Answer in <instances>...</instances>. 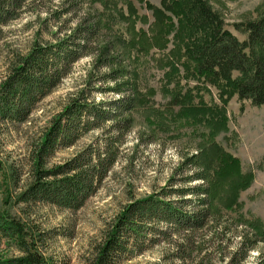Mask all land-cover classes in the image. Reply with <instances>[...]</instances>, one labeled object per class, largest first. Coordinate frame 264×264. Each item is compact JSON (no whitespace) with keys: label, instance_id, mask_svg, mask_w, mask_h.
Returning <instances> with one entry per match:
<instances>
[{"label":"trees","instance_id":"obj_1","mask_svg":"<svg viewBox=\"0 0 264 264\" xmlns=\"http://www.w3.org/2000/svg\"><path fill=\"white\" fill-rule=\"evenodd\" d=\"M79 2L64 0L60 7L51 10L50 15L57 25L52 40L43 41L37 35L27 51H10L0 80L2 133V126L6 124L15 126L30 121L38 103L72 74L74 64L83 57L92 58L93 68L87 72L85 87L69 94L67 103L31 145L28 163L32 180L18 197L19 202H48L73 211L82 207L112 173L121 154L120 144L133 127L132 111L138 98L135 79L129 73L123 52L117 51L116 42L100 39L103 27L100 12L98 9L87 10L79 15L77 13L82 9ZM162 3L163 9L149 4L157 15L151 24L154 33L150 38L144 29L136 28L138 20L146 21V16H138L129 3L130 13L126 18L131 21L133 32L129 44L147 51L155 44L164 48L169 41L167 35L176 30L177 45L172 55H178V61L187 56L184 68L188 79L196 78L216 85L226 100L237 95L241 101L264 105V15L258 20L236 25V29L247 36L240 40L224 27L220 15L205 0H162ZM29 5V0H0V42L5 27L20 18ZM172 16L177 17V25ZM74 19L78 21L77 25L68 29ZM198 31H204L203 36H196ZM168 63L170 74L179 72L175 62ZM101 68L106 71L100 73ZM235 72L238 75H234ZM93 88L101 92L112 91L119 99L96 105L94 100L91 101ZM191 91L184 95L175 93L173 100L186 105L192 98ZM195 108L185 110L196 113L202 110ZM108 121L113 125L106 133L112 135L103 137L104 145L90 144L66 162L48 167L59 149L73 146L84 134L96 127L104 128ZM215 123L224 128L225 115ZM203 154L205 165H201L202 168L198 154L184 158L183 166L197 170L183 179L184 187L169 186L161 193L143 198L132 195L131 201L107 224L101 239L93 244L87 264H122L142 255L156 243L168 244L169 248L154 264H209L212 251L207 249L216 246L220 251L226 249L225 244L231 243L229 224L206 236L209 226L222 219L214 205L218 189L209 183L212 159L207 149H203ZM213 154L220 162L216 169V184L223 185L229 177L234 179L230 182L226 203H222L227 208L239 206V192L249 186L251 176L242 174L240 161L221 148L214 147ZM3 168L0 160V173ZM15 174L16 171H12V176ZM194 180H202L206 185L189 187L187 184ZM1 187L0 178V190ZM173 194L180 197L178 201L166 199ZM187 195L196 200L193 204L196 209L192 211L183 209L192 200L187 199ZM239 222L251 231H238L241 241L230 254V264H243L259 242L264 241V230L258 221L242 219ZM161 224L165 227H160ZM46 238L47 233L39 228L0 210V264H63L42 250L41 244ZM13 248L17 254L10 253ZM257 264H264V247Z\"/></svg>","mask_w":264,"mask_h":264},{"label":"rangeland","instance_id":"obj_2","mask_svg":"<svg viewBox=\"0 0 264 264\" xmlns=\"http://www.w3.org/2000/svg\"><path fill=\"white\" fill-rule=\"evenodd\" d=\"M63 1L29 0L30 5L22 16L5 27V35L0 42V80L5 73V58L10 51H27L37 35L43 41L52 40V33L56 31L57 25L50 11L60 7ZM205 1L220 15L224 27L240 40H245L247 36L237 30L236 25L258 20L264 15V0ZM79 3L82 4V9L77 13L79 15L87 10L91 12L98 9L103 18L100 39L116 42L117 51L123 52L126 58L129 73L135 79L138 97L132 111L133 127L120 144L121 154L112 173L108 174L97 192L76 211L48 202H19L20 193L25 191L32 180L28 163L31 145L50 119L67 103L69 94L85 87L87 72L92 70L93 61L88 56L81 58L74 64L72 74L38 103L30 121L15 126H2L0 160L4 168L0 173V210L47 233L48 238L41 245L48 257L63 264H87L93 244L101 239L107 224L131 201L132 195L143 198L161 193L163 188L169 186L184 187L183 179L197 171L189 165L183 166L184 158L198 154V160L201 161L199 167L202 168L205 165L202 151L207 149L212 159L209 183L215 184L218 189L214 205L222 221L211 224L206 236L209 237L211 232L220 230L226 224L231 227V243L225 244L226 249L221 250L222 252L217 246L207 249L208 252L212 251L209 264H230V254L241 241L240 233L245 229L251 231V228L239 221H258L264 230V105L256 106L250 101H241L237 95L226 100V97L220 95V89L216 85L196 78L188 79L184 68L187 56L184 55L178 61V55H172L177 45L174 38L176 30L167 35L169 41L164 48L155 44L147 51L141 46L136 48L129 44L133 36L131 21L126 18L130 13L129 3H132L138 16H146V21L138 20L136 28L144 29L150 38L154 33L151 24L156 21L157 15L149 4L156 9H163L162 0H80ZM74 15L76 14H72ZM173 18L177 25V17ZM77 23L74 19L69 23L68 29H73ZM203 33L204 31H198L196 36H203ZM169 61L176 63L179 69L177 74H170ZM105 71V68H101L100 73ZM234 75H238V72ZM190 90L192 98L186 105L180 100H173L175 93L181 92L184 95ZM91 96V101L94 100L96 105L119 99L114 92H101L98 88L91 90ZM189 107L202 110L197 113L185 110ZM222 115L226 117L224 128L215 123L220 121ZM112 125L111 121L105 122L104 128H93L73 146L59 149L49 161L48 167L66 162L90 144L101 147L105 143L103 137L112 135L106 133ZM214 147L233 155L240 161L242 174L251 176L249 186L239 192V206L227 208L222 203H226L228 188L234 179L229 177L223 185L216 184V169L220 162L217 157L215 159ZM12 171H16V176H12ZM203 183L202 180H194L187 185H206V182ZM179 198L173 194L166 199L176 202ZM186 198L192 200L183 209H196L193 206L195 198L192 195H187ZM160 227L165 226L161 224ZM263 247L264 241L261 240L243 264H257ZM168 248V244L156 243L142 255L122 264L158 263ZM12 251V255L18 253L14 248Z\"/></svg>","mask_w":264,"mask_h":264}]
</instances>
